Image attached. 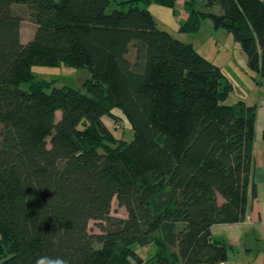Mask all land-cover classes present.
Returning <instances> with one entry per match:
<instances>
[{
	"label": "trees",
	"instance_id": "16d2710c",
	"mask_svg": "<svg viewBox=\"0 0 264 264\" xmlns=\"http://www.w3.org/2000/svg\"><path fill=\"white\" fill-rule=\"evenodd\" d=\"M178 1L0 0L1 264L45 255L71 264L226 259L211 227L247 216L257 107L227 103L233 85L221 68L160 29L146 7ZM184 2L180 32H197L210 18L264 77V0ZM16 4L32 6L36 30L27 43ZM63 62L90 70L84 89L47 91L32 72ZM113 108L134 133L116 148L104 142L111 134L102 121ZM114 199L128 216L110 217L107 226ZM152 242L157 251L147 261L131 247Z\"/></svg>",
	"mask_w": 264,
	"mask_h": 264
},
{
	"label": "rangeland",
	"instance_id": "374dc122",
	"mask_svg": "<svg viewBox=\"0 0 264 264\" xmlns=\"http://www.w3.org/2000/svg\"><path fill=\"white\" fill-rule=\"evenodd\" d=\"M180 5L175 8L160 5L158 3H151L148 7L157 25L160 29L169 32L175 38L185 42L191 43L195 50L201 55L206 57L218 65L224 74L229 78L233 84V90L227 99V103L233 104L238 101L239 95L249 92L246 90L243 80L240 79L241 73L236 74L234 72L235 67L239 65H246L247 55L241 44L237 42L232 33H228L225 29H218L213 26L210 18H206L202 21L201 28L197 32H180L179 28L182 22L186 19L188 9L186 8L187 3L181 1ZM199 11L208 10L202 3H193ZM115 7V2H112L108 11H111ZM210 11H216L214 7L209 8ZM26 13L23 22H21V30H23V40L29 42L33 39L35 34V23ZM136 49L133 45L130 47L128 54L129 59L133 62L135 60ZM237 67V68H238ZM33 74L41 80H44L48 84L47 91H50L52 87H64L70 86L74 88L84 89V83L86 80L92 77L90 70L87 67L76 68L63 62L56 67L51 66H34L32 67ZM244 75V73H242ZM23 86V85H22ZM58 118L60 112L57 113ZM104 125L111 135H108L111 140H105L109 146L118 147L121 143L129 142L133 138V129L126 119L125 115L119 108L111 109V113L104 115L102 118ZM4 127L0 124V140ZM99 151H103V148H99ZM128 213L125 207L119 206L117 200H113L112 210L109 217L105 220L104 224H110V217L127 218ZM91 231L94 233H101V228L95 221L90 222ZM158 236L159 233L156 231L152 236ZM97 247L101 244L96 243ZM132 249L135 250L142 258L147 261L157 251L156 244L152 242L147 246H142L138 243L133 244ZM167 249L168 246L166 245ZM169 251H173L169 247ZM168 252V251H167ZM1 264V261H0ZM136 264V263H133Z\"/></svg>",
	"mask_w": 264,
	"mask_h": 264
},
{
	"label": "crops",
	"instance_id": "0c3cea01",
	"mask_svg": "<svg viewBox=\"0 0 264 264\" xmlns=\"http://www.w3.org/2000/svg\"><path fill=\"white\" fill-rule=\"evenodd\" d=\"M181 1L184 0H179L178 5L183 3ZM14 9L25 18L32 6L16 4ZM216 11L219 9L216 8ZM185 16L187 18L188 13ZM21 40L27 43L23 40V30ZM239 66L233 70L236 74L241 73L240 79L249 92L239 95L238 101L243 100L248 105L257 107L253 144L254 168L250 177L247 216L241 222L212 225L211 238L226 246L227 257L224 264H264V77L249 68L248 59L246 65ZM253 186L256 187L255 196L252 195Z\"/></svg>",
	"mask_w": 264,
	"mask_h": 264
},
{
	"label": "clouds",
	"instance_id": "9594fccd",
	"mask_svg": "<svg viewBox=\"0 0 264 264\" xmlns=\"http://www.w3.org/2000/svg\"><path fill=\"white\" fill-rule=\"evenodd\" d=\"M35 264H71L70 260L65 257L40 256L36 259Z\"/></svg>",
	"mask_w": 264,
	"mask_h": 264
},
{
	"label": "built area",
	"instance_id": "2783aa9c",
	"mask_svg": "<svg viewBox=\"0 0 264 264\" xmlns=\"http://www.w3.org/2000/svg\"><path fill=\"white\" fill-rule=\"evenodd\" d=\"M219 264H224V262H221V263H219Z\"/></svg>",
	"mask_w": 264,
	"mask_h": 264
},
{
	"label": "bare ground",
	"instance_id": "6f19581e",
	"mask_svg": "<svg viewBox=\"0 0 264 264\" xmlns=\"http://www.w3.org/2000/svg\"><path fill=\"white\" fill-rule=\"evenodd\" d=\"M221 262H223V261H221ZM221 262H220V263H221ZM218 264H219V263H218Z\"/></svg>",
	"mask_w": 264,
	"mask_h": 264
}]
</instances>
